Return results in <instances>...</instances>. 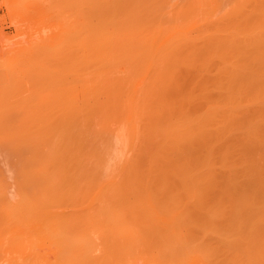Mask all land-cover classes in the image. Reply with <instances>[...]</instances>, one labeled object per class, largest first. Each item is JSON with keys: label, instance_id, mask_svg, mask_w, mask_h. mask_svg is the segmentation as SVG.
Masks as SVG:
<instances>
[{"label": "bare ground", "instance_id": "bare-ground-1", "mask_svg": "<svg viewBox=\"0 0 264 264\" xmlns=\"http://www.w3.org/2000/svg\"><path fill=\"white\" fill-rule=\"evenodd\" d=\"M54 1L2 59L0 264H264V0Z\"/></svg>", "mask_w": 264, "mask_h": 264}, {"label": "rangeland", "instance_id": "rangeland-1", "mask_svg": "<svg viewBox=\"0 0 264 264\" xmlns=\"http://www.w3.org/2000/svg\"><path fill=\"white\" fill-rule=\"evenodd\" d=\"M35 1L37 0H0V60L6 59V56H10L8 53L18 51L41 34H48V37L60 34L57 31L60 29L56 28L59 27L57 22L61 16L55 1ZM0 63L3 64V60ZM2 66L5 67L4 64L0 65V72ZM4 70L0 73L1 76L5 75L7 69ZM48 250H51L50 247ZM48 250L46 251L50 252Z\"/></svg>", "mask_w": 264, "mask_h": 264}]
</instances>
